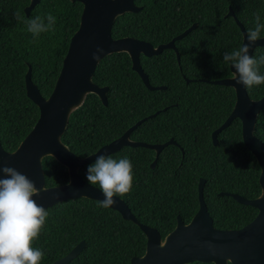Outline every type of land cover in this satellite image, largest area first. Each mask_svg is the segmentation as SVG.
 <instances>
[{
	"label": "trees",
	"instance_id": "1",
	"mask_svg": "<svg viewBox=\"0 0 264 264\" xmlns=\"http://www.w3.org/2000/svg\"><path fill=\"white\" fill-rule=\"evenodd\" d=\"M135 2L142 10L118 17L112 30L114 39L133 37L157 47L198 24L185 38L176 41L180 62L174 50L141 56L151 85L165 86L166 90H149L133 70L127 53L109 55L100 62L93 78L99 87L109 88L108 105L90 94L71 115L62 141L84 158L121 137L138 121L161 111L142 123L131 138L148 144L173 139L176 145L164 148L154 169L151 164L156 152L152 149L124 147L109 155L115 159L127 157L133 164V189L119 197L140 223L158 229L165 238L175 229L178 215L189 223L198 212L199 183L205 179L204 199L214 226L221 230L241 229L255 219L258 210L219 194L259 197L261 169L243 142L239 119L219 134L218 145L213 143V132L234 109L236 92L232 87L211 82L232 77L231 66L223 62V55L243 43L240 26L227 16L229 10L234 11L247 31L254 26L257 13L264 22V0ZM29 4L30 0H0V141L8 152L19 147L40 117V109L26 91L29 65L33 82L48 98L83 12L80 2L40 0L27 16L25 8ZM17 10L22 11L25 20L50 12L56 17L54 31L34 39L26 25L17 21ZM259 55H264V46L255 49L253 57ZM260 72L264 74V65ZM247 91L253 100L264 97V85ZM255 135L264 143V108ZM89 165L80 169L85 181ZM43 166L47 187L69 182L68 170L53 157H46ZM97 202L79 198L47 210L43 232L33 243V247L44 252L41 264H53L81 241L87 245L70 264H131L132 258L145 254L147 238L139 226L111 208L98 207Z\"/></svg>",
	"mask_w": 264,
	"mask_h": 264
},
{
	"label": "water",
	"instance_id": "2",
	"mask_svg": "<svg viewBox=\"0 0 264 264\" xmlns=\"http://www.w3.org/2000/svg\"><path fill=\"white\" fill-rule=\"evenodd\" d=\"M70 1L80 2L83 5V12L79 28L70 41L60 75L51 95L48 98L42 96L38 86L33 82L30 65L26 74L27 95L40 109L39 120L15 151H6L0 141V161L33 181L39 192L34 199L45 210L67 200L79 198L93 201L104 200L99 188L91 186L80 175V169L94 163L99 155L109 156L118 153L124 147L152 149L156 152V158L151 164V168L154 169L164 148L176 145L173 139L162 144H148L131 138L132 133L142 123L157 116L161 111L138 121L121 137L84 158L72 152L62 138L67 131L71 115L84 105L90 94L97 95L105 106L108 105L109 88L99 87L93 80L98 65L105 57L115 53H127L132 60L133 70L140 75L149 90H166L165 86L151 85L149 76L142 68L141 56L152 57L161 54L164 50H174L180 62L176 41L185 38L198 26L194 24L169 43L157 47L133 37L114 39L112 30L118 17L142 10L135 0ZM39 3L40 0H30V4L25 8L26 15L30 16ZM227 16L235 19L243 33V42L245 37V43H247L245 27L235 17L232 9L229 10ZM262 46H264V36L250 47L249 55L253 56L255 49ZM97 48L104 50L99 61L93 59ZM235 71L232 67V77L211 82L215 85L232 87L236 92V103L231 115L221 127L213 132L212 139L213 143L218 145L219 134L235 119L241 121L243 142L255 156L261 169L259 182L262 192L255 199H247L228 192H221L219 195L232 197L242 205L256 208L257 216L241 229H217L204 199L206 180L201 179L198 212L189 223H185L178 215L175 229L163 238L158 229L140 223L122 198L114 196L115 203L110 208L120 213L124 220L139 226L147 238L145 254L132 258L131 264H193L195 262L264 264V143L255 135L258 117L264 108V97L259 100L251 99L247 88L235 81ZM189 82L190 80H187V83ZM46 157H53L68 170L69 182L67 184L56 187L46 186L43 166ZM86 245L85 241H81L70 253L53 264H70L83 252ZM210 245L212 247H209Z\"/></svg>",
	"mask_w": 264,
	"mask_h": 264
},
{
	"label": "clouds",
	"instance_id": "3",
	"mask_svg": "<svg viewBox=\"0 0 264 264\" xmlns=\"http://www.w3.org/2000/svg\"><path fill=\"white\" fill-rule=\"evenodd\" d=\"M14 15L17 21L26 25L34 39L41 33L55 29L56 17L50 12L46 16L37 15L27 20L21 10H17ZM262 33L264 22H261L257 13L254 26L246 31L247 43L244 37L240 47L223 55V62L236 70L235 81L247 89L264 85V74L260 72L264 55H249L250 47L261 40ZM103 51L97 48L93 59L99 61ZM0 173V264H41L44 252L33 247V243L42 234L49 213L34 199L39 192L26 175L4 165L2 161ZM86 179L91 186H99L104 200L97 202L98 207L107 209L114 205V196L123 197L133 189V164L127 157L115 159L99 155L88 166Z\"/></svg>",
	"mask_w": 264,
	"mask_h": 264
},
{
	"label": "flooded vegetation",
	"instance_id": "4",
	"mask_svg": "<svg viewBox=\"0 0 264 264\" xmlns=\"http://www.w3.org/2000/svg\"><path fill=\"white\" fill-rule=\"evenodd\" d=\"M160 156V155H159ZM230 264V263H229Z\"/></svg>",
	"mask_w": 264,
	"mask_h": 264
}]
</instances>
